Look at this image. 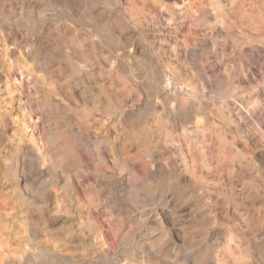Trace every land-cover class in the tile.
<instances>
[{"label": "clouds", "instance_id": "obj_1", "mask_svg": "<svg viewBox=\"0 0 264 264\" xmlns=\"http://www.w3.org/2000/svg\"><path fill=\"white\" fill-rule=\"evenodd\" d=\"M0 264H264V0H0Z\"/></svg>", "mask_w": 264, "mask_h": 264}]
</instances>
